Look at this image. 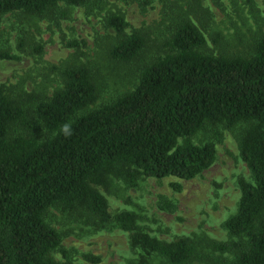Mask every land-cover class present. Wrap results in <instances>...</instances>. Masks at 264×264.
<instances>
[{"label":"trees","instance_id":"obj_1","mask_svg":"<svg viewBox=\"0 0 264 264\" xmlns=\"http://www.w3.org/2000/svg\"><path fill=\"white\" fill-rule=\"evenodd\" d=\"M161 1L167 11L173 5L179 10L175 16L166 11L168 35L154 57L141 56L146 33L128 34L121 11L104 16L113 32L108 57L128 63L141 56L137 82L110 101L92 107L101 85L81 61L53 66L61 85L50 94L0 84V264H58L51 253L66 252L48 220L53 208L86 224L129 231L136 255L127 264H155L156 258L170 264H264V29L247 53L206 51L204 33L190 16L193 0H186L187 9L181 0ZM105 2L0 0V18L18 11L52 19L60 11L65 15L59 3L99 11ZM212 40L218 44L225 37L216 31ZM33 49L41 53L42 45ZM0 58L18 55L1 52ZM223 130L234 133L249 170L248 178H238L236 209L222 223L228 239L163 241L138 224L137 212L108 211L100 188L109 191L116 181L133 187L143 177L192 179L214 162ZM199 133L205 137L196 142ZM171 187L181 189L178 183ZM158 205L175 208L164 198Z\"/></svg>","mask_w":264,"mask_h":264},{"label":"rangeland","instance_id":"obj_2","mask_svg":"<svg viewBox=\"0 0 264 264\" xmlns=\"http://www.w3.org/2000/svg\"><path fill=\"white\" fill-rule=\"evenodd\" d=\"M192 2L197 10L190 16L204 33L206 51L247 53L264 29V0ZM179 4L187 9L186 0ZM198 5L205 11L198 9ZM164 6L161 0L145 4L137 0H106L99 11L59 3V10L65 15L61 16L60 11L52 19L34 18L18 11L6 13L0 18V53L16 54L18 58H0V84L20 83L27 92L50 94L61 85L59 70H53V66L65 67L81 61L93 68L96 81L101 85L92 107L110 101L137 82L141 56L154 57L163 52L162 45L170 26L169 20L163 18L165 13L175 16L179 10L176 5L169 11ZM113 11L124 14L128 34L134 29L146 33L147 43L140 59L121 63L108 57L107 46L113 32L104 26L103 19ZM216 31L224 35L225 41L213 42ZM21 41L25 44L20 49ZM71 42L77 45H70ZM36 43L42 45L41 53L33 49ZM204 137V133H199L194 141L199 142ZM215 149L214 162L192 179L143 177L133 187L116 181L109 191L100 188L107 199L108 211L111 214L123 210L137 212L138 224L163 241L180 236L197 241L201 237L217 241L228 239L222 223L236 209L240 195L238 178H248L249 170L239 157L237 141L230 130L222 131L221 138L215 141ZM171 183L180 184L181 189H173ZM161 198L172 201L174 210L161 209L158 205ZM47 216L60 232L61 246L66 252V255L60 251L51 253L58 264H127L136 255L131 248L129 231L86 224L79 216L55 208ZM153 261L170 264L158 258ZM192 264L209 263L194 260Z\"/></svg>","mask_w":264,"mask_h":264},{"label":"clouds","instance_id":"obj_3","mask_svg":"<svg viewBox=\"0 0 264 264\" xmlns=\"http://www.w3.org/2000/svg\"><path fill=\"white\" fill-rule=\"evenodd\" d=\"M62 130L67 133L68 132V126L67 125L63 126Z\"/></svg>","mask_w":264,"mask_h":264}]
</instances>
